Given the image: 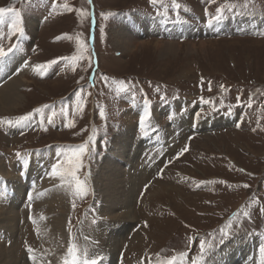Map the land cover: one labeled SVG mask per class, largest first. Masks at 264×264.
<instances>
[{
    "label": "rangeland",
    "instance_id": "obj_1",
    "mask_svg": "<svg viewBox=\"0 0 264 264\" xmlns=\"http://www.w3.org/2000/svg\"><path fill=\"white\" fill-rule=\"evenodd\" d=\"M175 3L179 7L173 0H0V8L19 11L23 28V35L9 34L11 13L0 26V48L7 52L16 46L12 52L20 58L11 69L20 62L21 73H16L20 99L0 107V166L6 178L21 180L18 191L28 182L19 166L42 170L19 199L23 207L15 206L16 226L1 229L0 244H9L13 233L24 263L43 246L30 216L32 205L26 204L29 196L35 203L38 199L39 194H31L34 184L43 186L53 165L70 170L69 157L80 145L85 153L76 175L87 191L75 193L68 176L59 189L66 195L61 263L71 242L88 257L100 258L99 264H109L110 248L101 238L117 242L111 264H160L181 252L187 254L183 264H204L240 238L255 239L256 259L264 256V27H246L254 19L264 21V0ZM218 8L222 18L216 20ZM132 20H146V29L136 24L134 29ZM212 22L230 32L209 30ZM242 22L245 28L237 26ZM164 24H177L174 31L186 39L150 34ZM80 44L86 47L85 58L73 59L82 53ZM5 81L6 74L0 89ZM155 110L163 112L157 120L151 117ZM29 113V119L15 123ZM188 115L187 126L173 125ZM223 116L230 121L194 130L195 124ZM125 129L132 132V151L138 147L139 152L123 159L128 152L119 149L122 160H116L110 154L114 143H124ZM162 132L163 145L148 146L144 137ZM110 170L109 183L102 181L96 189L100 175ZM9 177L6 186L14 190ZM127 177L135 183L122 194ZM58 185L52 182L40 193ZM48 194L51 204L56 196ZM6 198V207H12L14 197ZM200 241L205 242L203 255Z\"/></svg>",
    "mask_w": 264,
    "mask_h": 264
},
{
    "label": "bare ground",
    "instance_id": "obj_2",
    "mask_svg": "<svg viewBox=\"0 0 264 264\" xmlns=\"http://www.w3.org/2000/svg\"><path fill=\"white\" fill-rule=\"evenodd\" d=\"M245 20H248V19L246 18ZM218 22H220V21H218ZM144 23L147 24V21L144 20ZM144 23L141 20H138V22L132 20V22L130 23V26L135 29L136 25H138V26L140 25L141 29L142 28L146 29ZM178 25H182V24L180 23ZM252 25L259 27V28H262V27H264V21H259V20L254 19V20H252V22H249V24H246V27H251ZM175 26H177V24L174 25L173 28H170V27H168V25L164 24L161 26V28H164V30H161V28H160V30H158V31L153 30L150 34H155V35L158 34V35L166 36V37H175L177 35H180V34H177V31H174ZM237 26L245 28V22H242V25L237 24ZM227 28H229V27L225 28L224 24L217 23L216 25H213V26L211 25L209 27V30L219 31V30L226 29V30H223V32L224 31L230 32V31H227ZM259 28H257V29H259ZM144 29H142V30H144ZM248 32H251V31H248ZM231 33L236 34L237 32H231ZM123 47L126 48L125 46H123ZM18 58H20L19 55H16L13 52H11L7 55L5 60L0 62V77L3 78L6 74L5 85L3 87H1V89L4 87L5 88L2 90L0 89V107H5V105H6V108H7V106H11L14 102H16L20 99V95L18 94V88L21 86V82H20V79L18 77L20 76L21 73H17V71L20 68V65H19L20 62L18 63L16 68L11 69L12 64L17 62ZM20 70H22V69H20ZM16 73H17L18 77L16 76ZM140 105H142V104H140ZM162 113H163L162 111L157 112V110H155V112L153 111V116H152V112H151V117H153L154 120H157L158 117L161 118ZM187 118H189V115L185 116V117L177 118L175 121H173L174 122L173 125H175L177 128L185 127V125L187 126V122L185 121ZM229 121H230L229 118H226L225 116H223L219 119L214 118V119L205 120L199 124H195L194 126L199 130H203V129L211 128L212 125H215L217 123L226 124ZM192 122H189L188 126H190V125L192 126V124H193ZM124 132H125V134L123 135V137L121 139L124 143L122 145H120L119 143H114V147L116 148L114 150V152L115 151L119 152V149L122 151L128 152L127 154L126 153L124 154L123 159H125L130 154V152L132 151V147H131V145H132L131 133L132 132L129 129H125ZM120 133H122V132H120ZM162 135L164 138L165 132H162L161 135L159 134V136H157V135L156 136H145L144 138L147 137L145 142L148 144V146L153 145V144L162 145V141H163ZM142 137L143 136H141V138ZM134 138H135V136H134ZM137 139H139V138H137ZM133 147H136V146L133 145ZM136 148L137 149H135V152H134V150L132 151L135 153V155L139 152L138 147H136ZM114 152L110 154V157H113L116 160L117 159L122 160L120 158V152L117 153V156H115V157H114ZM149 152H150V150H149ZM134 153H133V155H134ZM42 165L44 168L50 169V168L45 167L44 164H42ZM13 167H15V166L13 165ZM24 168H20V166H19V171L22 172L26 182L28 181L27 182V188H24L23 189L24 191L23 190L18 191V190H16L15 185H16V183L17 184L20 183L19 185H22L21 180H17V179L12 180V179H14L13 178L14 176L9 177V175H8V177L10 178V181H13L12 182L13 184L11 183L12 185L10 187H12V186L14 187V190L13 189L10 190L9 186H8L9 183H7V186H6V180H8V177L6 178V172L4 171L2 166H0V174H1L0 175V178H1L0 179V191H3L5 193V197L0 198V238L2 237V234H1L2 233L1 232L2 227L13 228L18 223V221H17L18 218H17V214H16L17 212L15 210V208H16L15 206L20 205V207H23L21 204H18L19 199H22L23 193H24L23 196H25L26 190L32 187L31 183H32V181H34L37 173L39 172V175H37V177H39L40 173L42 171L36 167L34 168L33 166H29V167L24 166ZM14 171H15V169H14ZM113 172L114 171L110 170V171H107L105 175H100L99 180H97L95 183L96 189H98V185L102 181H106L109 183V180H111L110 175L113 174ZM46 174H48L47 171L42 177H44ZM32 176H34V178H31ZM65 179L67 180V175H65V178L62 181L59 176H50L48 174L46 179L45 180L43 179L41 181V183H43L45 181V184L43 185L45 187H47V185L51 184L52 182H54L55 184H59L58 189L56 187L53 188V191H52V189H50V191L54 193L53 197L56 196V198L52 200L53 202L51 204L46 203L50 199V198L46 199V196L48 193L47 194H44L43 192L40 193L43 186H41V184L37 185L36 183L34 184L35 187L31 191V194H39L38 199H36V203H35L32 199H29V197H28V199L30 200V203H26L27 205H30V204L32 205L30 207L29 211H30L31 219H33L32 222H33L34 226H36L35 228H37V229H35L36 234H37L36 238L40 241V246H41V244L43 245L42 250H41V254L36 253V251L35 252L31 251L30 256H29V257H31V259L28 260L29 262L24 263V261H25L24 256L25 255L23 256V258H21L20 255L18 256L16 243H15L14 237H13V233H11V235H9L8 240H7L9 244H7L6 246L0 244V264H39L40 258L42 259L41 264H63V263H61V258H62V256H65L66 244H67L66 238H64V235H63V232H64V224L63 223L65 221L64 214L66 212V209H65L66 208V205H65L66 198H62L65 194L60 193L59 189L61 188V186H63L66 183ZM134 183H135L134 179L127 177L124 181L121 182L122 187L120 188L119 191L122 194H124L126 192V188H129V185L134 184ZM95 185L93 184L94 187H95ZM6 187L8 189L7 191H6ZM94 187H93V189H94ZM6 196L14 197L13 200L10 199L11 202L13 203L12 207H6V205L8 203ZM55 209H57V210L55 211ZM26 210L28 211V206L26 207ZM53 213H57L59 215H57L55 218L53 217L51 220H46V219H48L47 217L52 215ZM124 217L126 218V221H128V222L131 220V218L129 217V211L125 212ZM126 221H125V223H126ZM40 222H42V223H40ZM122 228H123V226H122ZM3 238H5L4 235H3ZM241 239L242 238L235 239V241H231L230 244L226 243L224 245L226 247L220 248L219 250L212 253L211 257L208 260H206L204 264H249L251 262L256 263V261L258 264L257 259H260V260L263 259L264 260V256L262 253L256 259V253H257L256 250L257 249H256L255 239H251V240L244 239L243 240L244 242H241L240 241ZM101 240L104 244H106L110 248L108 250V252L110 253L109 256L111 257L108 259L109 264H110L111 261L113 262V260H114V258H112V256L114 257V254L116 252L117 242H114L112 239H108V238L107 239L101 238ZM10 241H11V243H10ZM100 243H101V241H100ZM113 251H115V252H113Z\"/></svg>",
    "mask_w": 264,
    "mask_h": 264
},
{
    "label": "snow or ice",
    "instance_id": "obj_3",
    "mask_svg": "<svg viewBox=\"0 0 264 264\" xmlns=\"http://www.w3.org/2000/svg\"><path fill=\"white\" fill-rule=\"evenodd\" d=\"M89 3H91V0H88ZM153 2H155V0H153ZM173 6L174 7H179L178 4L175 3V0H173ZM53 7H55V3H53ZM65 7H67L65 5ZM225 8H229L228 4L224 5ZM71 10V9H68ZM79 12V10H78ZM7 13H11V16L9 17L10 19V23H8V29H9V34L10 35H14L16 33H19L20 35H23V28L21 26V20L19 19L20 17V13L19 11L13 10L11 8H0V26L4 25L5 23V14ZM222 9H217V15L214 17V19L219 20L222 18ZM16 46L13 45L12 48H9L7 50V52L3 49L0 48V61L4 60L7 55L9 53H11L14 48ZM80 48L82 49V53L79 57H73V59H84V55H83V51H86V47L84 44H80ZM51 63H55V61L51 62ZM77 95H79V93H77ZM35 111L39 112L40 109H36ZM147 115V114H146ZM146 115L141 117V124L144 123L145 119H146ZM31 116V113H29L27 116H22L20 117L15 123H20L21 121H25L27 119H29V117ZM7 123L12 124V121H8ZM66 126L71 127V124H68ZM85 153V146L84 145H80L78 150H76L71 157H69V163H73V167L68 170L66 173L65 172H61L58 171V165H53L52 167V171L49 173L50 176H59L60 179L63 181L65 178V175H67L68 177H70L71 181H72V187L75 191V193L80 194V195H84L86 194V185L84 181H81L79 179V177L76 175V172L78 171V169L80 167H82V159L81 157L84 155ZM245 187H247V185H245ZM5 197V193L3 191H0V198H4ZM32 197L29 196V199H31ZM221 233L223 237H227L228 233L224 230L221 229ZM191 239V238H190ZM221 242H223V240H221ZM200 253L201 255H203L206 251L205 248V242L204 241H200ZM29 251H31V249H29ZM262 251H264V249H262ZM186 253L181 252L177 255L172 256L171 258H168L166 260L160 261V264H183V260L186 257ZM99 259L100 258H90L88 257L87 253L84 252L82 253L77 247L76 245H74L73 243H69L68 245V249H67V255L63 261V264H99ZM192 264H196V261H193ZM261 264H264V261L261 262Z\"/></svg>",
    "mask_w": 264,
    "mask_h": 264
},
{
    "label": "flooded vegetation",
    "instance_id": "obj_4",
    "mask_svg": "<svg viewBox=\"0 0 264 264\" xmlns=\"http://www.w3.org/2000/svg\"><path fill=\"white\" fill-rule=\"evenodd\" d=\"M197 36H201V35H197ZM197 36H191V37H197Z\"/></svg>",
    "mask_w": 264,
    "mask_h": 264
}]
</instances>
